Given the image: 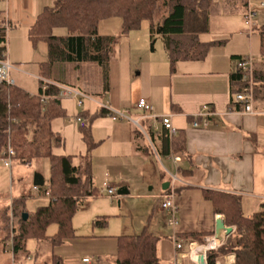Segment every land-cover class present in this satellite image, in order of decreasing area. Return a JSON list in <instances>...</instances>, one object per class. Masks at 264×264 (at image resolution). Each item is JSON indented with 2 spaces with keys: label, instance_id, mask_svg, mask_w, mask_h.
<instances>
[{
  "label": "crops",
  "instance_id": "1",
  "mask_svg": "<svg viewBox=\"0 0 264 264\" xmlns=\"http://www.w3.org/2000/svg\"><path fill=\"white\" fill-rule=\"evenodd\" d=\"M260 2L264 3V0H213L208 30L199 34V41L222 44L212 47L203 61L178 62L172 73L163 45L156 47L154 44L151 50L148 34L132 31L121 38L116 46L119 49H116V55L110 62L108 101L94 100L86 91L72 84L66 85L88 99L82 100L81 106L75 99H61L67 118L56 120L52 125L53 131L59 133L62 139L61 144L53 149L54 154L85 153L77 122L79 109L85 103L87 107L82 111L88 115L93 113V108L97 112L104 109L108 113L99 117L101 121L98 123L93 121L91 124L93 140L99 143L91 153V168L94 186L98 190L110 186L114 196L102 195L83 202L75 216L84 210V216L90 221L88 227L101 230L94 229L91 222L96 217H104V207L99 199H117L118 208L121 200L132 198L143 202L161 201L162 188L170 181L168 173L177 174L180 182L175 187L176 228L169 226L167 212L168 216H161L153 230L150 225L147 227L159 239L157 256L161 264H190L180 256L185 249L175 250V241H180L185 247L187 242L180 238L181 235L204 234V238L215 235L216 222L223 219L221 215L212 213L210 203L202 197L203 190L241 197L242 212L247 217L260 210L264 202V97L258 102L254 100L252 115H243L230 105V82L231 76L236 73V62L248 55L259 54L256 27L264 25V8L259 9ZM51 4L52 0H0V17L9 24L7 43L10 39L13 45L20 41L21 50H24L20 56L15 52L7 54L8 61H12L10 63L25 65L26 69L33 68L25 60L29 57L27 31L42 10ZM249 8L257 13V26L250 32L243 23V16ZM100 26L99 34L106 35L100 32ZM43 51L47 57V48ZM46 59L43 58L40 63ZM81 66L77 70L72 65L66 67L67 82L79 81ZM19 73H12L16 86L30 95H36L40 86L39 66L31 71L35 75L33 80ZM141 99L152 107L155 119L146 117L143 111L135 108ZM204 106H209L213 113L208 119V127L194 129L192 120ZM113 113L122 114L125 118L114 120ZM163 116H170L173 127L184 136V154H171L157 136L155 144L160 158H157L154 148H151L153 153L151 150L145 154L137 151L133 144L135 130L142 129V125L144 129L157 131ZM162 157L171 165L172 171L161 164L159 160ZM171 157L182 158L178 168L191 173L181 178ZM155 161L162 165V173L156 169ZM155 184L159 186L156 192ZM145 191L152 193L151 196L145 195ZM105 217L109 220V216ZM122 228V234L104 231L77 234L75 230L74 239L67 240L62 246H50L51 264H115L116 238L135 235L133 228ZM34 258H37V253ZM84 259H89V263H84ZM30 261L32 256L29 253L27 259H20L17 264Z\"/></svg>",
  "mask_w": 264,
  "mask_h": 264
},
{
  "label": "trees",
  "instance_id": "2",
  "mask_svg": "<svg viewBox=\"0 0 264 264\" xmlns=\"http://www.w3.org/2000/svg\"><path fill=\"white\" fill-rule=\"evenodd\" d=\"M212 3L213 0H52V4L45 7L28 28L27 38L33 49L40 43L46 45L47 59L39 65L41 79L66 86L69 84L67 66L72 65L77 70L81 65L91 63L101 71L102 92L106 94L109 90V66L118 38L99 34L102 22L118 18L120 37H123L139 30L147 21L150 49L153 50L157 38L161 39L170 72L173 73L176 63L203 61L212 47L222 44L199 41V34L208 30ZM3 22L0 17V38L3 36ZM57 28L66 29L67 35L54 36L53 31ZM256 31L261 62L253 73V100L258 102L264 97V25L256 27ZM230 84V105L239 110L234 102V95L241 86L237 70L231 76ZM41 94L40 86L36 95H30L17 86L6 88L0 85V160L10 140L14 162L30 166L35 160L46 159L50 172L45 187L38 188L41 193L49 192L47 206L38 207L29 214L26 200L30 195H21L11 198L8 206L1 211L0 231L4 235L1 242L9 248L14 264L28 258V240L58 247L74 239L73 217L83 202L97 197L99 191L94 186L91 168V153L99 143L93 140L91 124L96 118L107 115V111L100 109L94 115L78 113V118L86 119L79 127L86 148L84 154L56 155L53 149L61 144L62 139L59 133L53 131L52 125L56 120L67 118L66 111L61 106L59 89L48 86L46 104H42ZM141 128L144 134L136 129L133 137L137 151L145 154L151 150L153 153L151 148H154L160 158L155 144L157 136L171 154H184L182 133L178 132L170 138L162 125L157 131L144 129L142 125ZM177 173L185 178L191 171L178 168ZM201 194L210 203L212 213L221 215L226 226L235 228L225 244L209 254V263L233 255V264H264V202L258 212L247 217L242 212L241 197L208 190H203ZM11 211L16 220L13 227H10ZM23 214L27 215L26 220H23ZM107 223L108 217H96L92 227L104 229ZM51 225L56 226V233L49 236L47 230ZM180 238L186 242L202 243L204 234H185ZM116 239L115 264H161L157 256L159 239L149 232L147 226L137 235H123ZM20 254L24 256L18 259Z\"/></svg>",
  "mask_w": 264,
  "mask_h": 264
},
{
  "label": "rangeland",
  "instance_id": "3",
  "mask_svg": "<svg viewBox=\"0 0 264 264\" xmlns=\"http://www.w3.org/2000/svg\"><path fill=\"white\" fill-rule=\"evenodd\" d=\"M100 27H101L100 28L101 33L109 36L111 35L117 37L119 43L122 37H120V20L118 18H112L107 21H104L102 22ZM137 33L148 34L147 21H144L142 23L141 28L137 30ZM53 35L65 36L67 35V30L64 28H57L53 31ZM255 36L258 37V34H255ZM148 41H149V37H148ZM23 43H25L24 39H23ZM148 43L150 47V42ZM15 44L13 45L11 39L9 40L8 49H7L8 56L13 52L17 53L19 56L21 55V52L24 53V50H21L20 41H16ZM27 45L26 47L28 48L29 51V57L28 58L25 57L27 58L25 60H27L26 62L30 63L33 68L26 69L27 66L19 65L21 67L19 74L24 75L23 77L25 78L31 77L30 79L33 80L32 78H35V75H33L31 71L35 70L39 66V63L43 58L45 59L47 58L45 52L43 51L46 48V46L43 43H41L39 44L38 48L34 50L32 49V46L29 43ZM162 45L163 44L161 39L157 38L155 42V46L158 47ZM116 49L118 51L119 47L114 48L112 60L116 55L115 53ZM253 57L256 59L258 65L261 62L259 54H256ZM81 67H82V71H80L79 73V81L70 80L68 81L69 84H72L74 87H76L79 90L86 91L87 94L94 100H98L101 102L108 101V93L103 94L102 92L101 73L99 67L91 63L83 64ZM73 79H75V77H73ZM86 107L87 104L85 103V106L83 108H80L79 110L82 111ZM95 110L97 109L93 108V113L91 115L97 113V111ZM82 112H86V111H82ZM94 121L98 123V121H101V119L96 118ZM159 161L167 170L172 171L171 165L163 157ZM160 162L155 161L154 163L159 173H162L163 169ZM35 174H39L40 176H42L45 184H47L50 175L48 160L38 159L35 160L30 166H23L13 161L12 171H9V169L5 168L0 160V214L1 211L4 209L5 205L9 203L11 197L18 198L21 195H30V198L26 200V211L29 214L33 213L38 207H43L48 205L49 202L44 195L38 196L35 195L33 192L34 186H32V183ZM154 188H155L154 192H156L159 189V186L155 184ZM41 192L42 191H40V193ZM143 193H145V195L147 196H151L152 194L149 193L148 191H145ZM99 201H101V204L104 207L102 209L103 211H105L103 216H109L108 226L101 230H92L90 227H88L90 222L89 219L84 216L83 214L84 210H81V212H79L80 214L74 216L72 221L73 227L76 230L77 234H89L86 232H93V231L94 232L104 231L109 234H113V233L122 234L120 233L122 232V230H124V228L122 227L126 226V228L127 227L133 228V230H135L133 232H135V235H137L139 234L137 233L139 232L138 230H141V228L148 225H150V229L152 228L151 230H153V228L157 223V220L160 219L161 216H168L165 211L161 210L159 205L160 201L157 200H154L152 202H143V201L135 200L134 198L127 201L119 200L120 201L119 208L117 204L118 203L117 199L110 201L109 199L101 198L99 199ZM55 233H56V226L51 225L47 230V234L51 236ZM3 237L4 235L0 231V264H12V257H11V253L9 252V248L7 247V245L4 246L3 243L1 242L3 240ZM49 250H50V245L46 242H36L35 240H28L27 251L31 254L32 261L27 262L26 264H44V263L51 264ZM36 253H37V258H34V255ZM23 256H24L23 254H20L18 259L22 258ZM15 264H17V261L15 262Z\"/></svg>",
  "mask_w": 264,
  "mask_h": 264
},
{
  "label": "built area",
  "instance_id": "4",
  "mask_svg": "<svg viewBox=\"0 0 264 264\" xmlns=\"http://www.w3.org/2000/svg\"><path fill=\"white\" fill-rule=\"evenodd\" d=\"M259 9L264 8V3L260 2L258 5ZM243 23L248 31H252L257 26V13L253 9L249 8L243 16ZM3 36L0 38V85L6 88L16 87V82L12 76L13 72H19L20 66L17 64H11L8 61L7 57V37L9 32V24L7 22H3ZM256 59L252 55H248L239 59L236 62V70L239 75L240 81V89L234 95V102L239 106L238 112L243 115H252L253 111V92H254V82H253V73L256 66ZM41 97L40 100L42 104H46L48 102V97L45 95V92L48 89V86L52 85L59 89L60 94L59 98H72L77 101L78 106L82 105V100L88 99L86 95L83 93L74 90L70 87L65 85L57 84L50 82L48 80L39 79ZM135 108L138 110L143 111L146 117H150L155 119L156 116L152 113V107L146 102V100L141 99L135 104ZM212 110L209 106H204L200 113H198L194 119L192 120V127L194 129H206L208 127V119L212 115ZM113 119L116 118H125L122 114L113 113ZM161 125L163 129L167 132L168 136L175 137L178 131L173 127L171 122L170 116H163L161 117ZM77 122L80 126L83 125L84 121L82 119H77ZM137 125V122H136ZM141 132L144 134V131L140 129ZM157 130V128L155 129ZM150 143V142H149ZM151 145V144H150ZM153 149V148H152ZM154 150V149H153ZM14 151L10 145V140L8 141V145L6 149L2 152L1 155V162L3 166L9 171H12L13 165V158H14ZM158 158V157H157ZM175 168H178L182 163V158L180 157H171ZM170 178L168 191L163 193L161 196L160 201V208L161 210L167 212L169 214V226L171 229H175L177 226V220L175 217L176 212V203H175V187L180 182L177 174H170L168 173ZM33 192L35 195H44L47 199L50 198L49 192L44 191L40 193L37 187L33 188ZM107 195L109 198L114 196V190L112 187L107 186L105 189H100L98 191V196ZM15 224V218L12 215V211L10 213V227H13ZM226 226V225H225ZM228 227V226H226ZM232 229V233L234 232V227H228ZM231 233V234H232ZM230 236V235H229ZM226 235V232L223 231L219 237L215 235H211L205 237L202 243H198L195 241H188L184 247L180 241H175V250L184 252L180 255L183 259H186L190 264H210L208 260V256L212 252L218 251L226 242V239L229 237ZM84 263H89V259H84ZM234 263V256L227 255L223 257L221 260L214 261L213 264H233ZM176 264V262H174Z\"/></svg>",
  "mask_w": 264,
  "mask_h": 264
},
{
  "label": "water",
  "instance_id": "5",
  "mask_svg": "<svg viewBox=\"0 0 264 264\" xmlns=\"http://www.w3.org/2000/svg\"><path fill=\"white\" fill-rule=\"evenodd\" d=\"M33 186L37 187V188H42L44 186V179L42 178V176H40L39 174H35L34 178H33ZM169 183L165 184V187L162 188V191H166V189L168 188ZM23 220L27 219V215L23 214L22 215ZM225 231L226 235H230L232 233V229L228 228L225 226L223 219H220L219 221L216 222V226H215V236L219 237L220 234Z\"/></svg>",
  "mask_w": 264,
  "mask_h": 264
},
{
  "label": "bare ground",
  "instance_id": "6",
  "mask_svg": "<svg viewBox=\"0 0 264 264\" xmlns=\"http://www.w3.org/2000/svg\"><path fill=\"white\" fill-rule=\"evenodd\" d=\"M222 219V218H221ZM223 221H224V219H223Z\"/></svg>",
  "mask_w": 264,
  "mask_h": 264
}]
</instances>
